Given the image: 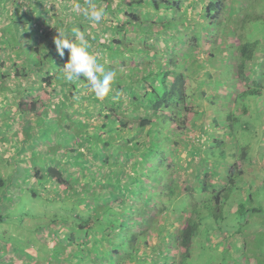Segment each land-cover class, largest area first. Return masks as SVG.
<instances>
[{
	"label": "rangeland",
	"instance_id": "1",
	"mask_svg": "<svg viewBox=\"0 0 264 264\" xmlns=\"http://www.w3.org/2000/svg\"><path fill=\"white\" fill-rule=\"evenodd\" d=\"M80 1L82 0H0V77L5 75L7 78L5 81L4 77L0 78V86L3 88L0 89V178L8 184L0 186V249L10 257V264H49L57 257L52 252L54 248L60 252V256L66 251L65 248L64 251H59L58 248H62L59 242L66 241L70 236V229L64 223L66 215L70 213L71 203L66 198H70V188L79 191L80 182L85 181L84 175L80 176L82 166L77 164L79 156L71 159L69 149L75 143L87 145L89 142L86 137H78L79 130L69 128L72 125L66 117L63 118L65 121L61 120L59 112L73 113L76 121H89V126L95 127L94 130L101 123L100 116L90 115L97 111L99 104L95 103L89 87L83 88L84 91L78 87L77 93L71 95L68 91L70 82H65L62 86L55 82L48 84L45 81L49 77L47 75H55L62 64L53 63L49 58H43L42 52L34 50L38 46L45 47L48 51L49 41L54 40L59 31L65 32L63 28L67 25L72 35V29L80 24L79 20L85 19L82 12L87 4ZM99 1L103 9L107 7V1ZM119 1H111L109 13L105 11L102 22L109 15L119 18L126 10L131 12L128 5L123 6ZM158 1L159 8L154 7L152 0H131L133 9H138L140 19L133 20L130 26L134 31L125 38H119L124 39L121 43L110 39L116 34L108 31L111 24L107 21L102 25L92 22V25L86 26L84 33L88 38L91 30V35L98 31L97 39L108 45L105 68L112 67L116 73L114 84L120 83L125 87L113 92L114 96L122 94L121 102L127 95V86L132 85V79L127 78L131 62L137 63L145 73L157 67L172 69L171 59L176 63L183 62L185 68L190 66V70L194 69L192 63H205L206 66L200 67L197 77L192 75V78L187 79L191 96L189 103H193L194 110L198 112L194 119H197V125H202V130L199 127H189V131L184 133L187 144L179 145L176 152L177 160L184 162V167L177 171L182 183V198L177 206L191 207L190 215L198 222L191 256L181 264H264V0H228L225 14L218 18H214L215 9H207L209 0H189V3L186 0H170L171 4L168 5ZM75 3L82 6L79 13L73 11ZM111 8L121 10L120 15ZM55 10L61 12L57 15L49 12ZM229 13L238 16L236 19L240 29L245 30V36L258 43L255 54L261 53L249 63L251 75H246L247 80L236 83L233 73L237 71V67L230 44L234 42L237 45L239 39L235 36L229 38L221 24V20ZM25 15L30 16L33 21ZM48 18L50 20L47 22ZM41 23H49L47 31L52 32L49 38L34 31V25ZM239 30L237 29L238 33ZM197 32H202L198 41ZM242 39L245 40L243 36ZM92 42L93 40H89L90 44ZM96 48L94 46L93 49L100 53V48ZM198 48L205 51L195 54ZM209 50L216 54L215 65L208 63L214 61ZM55 53V58L60 60L57 49ZM111 54L112 58H108ZM204 54H207L206 59L201 58ZM123 59H126V66ZM24 68L28 70V77H24ZM203 69L205 72L202 75ZM207 69H210L208 73ZM19 83L18 88L22 87L19 91L30 86L45 87L54 98L52 108L43 116L16 113L9 120L3 114L5 108H11V111L17 108L14 105L13 89ZM115 87L116 85H111V88ZM59 89L61 90L57 91ZM56 103L57 107L54 106ZM64 103L68 104L67 109L64 108ZM84 111L86 116L83 115ZM48 113L54 118L47 117ZM209 115L214 120L208 124L210 128L205 129ZM62 122L65 124H61ZM25 125L27 127L23 131ZM203 130L206 131L205 135H202ZM209 130L215 137L211 143L203 141L207 140ZM71 132L74 134L73 141L69 135ZM3 136L10 141H2ZM202 147L205 149L202 153L191 154V151ZM64 150L69 151L66 153ZM89 151L85 148L84 153L92 158ZM90 163L92 171H96L100 165L98 159H93ZM126 163V169H129V162ZM46 164L64 170L65 178H72L69 189L46 176L37 179L36 173L40 170L45 173ZM241 170L243 172L240 173ZM204 171H207V176L202 174ZM202 179L210 185L215 184V180L218 181L225 191L221 205L217 207L214 201H208L210 204L206 207L211 212L206 209L199 220L193 209L212 198L211 190H208V194L207 191L199 193L194 189ZM11 180L17 181L11 186ZM185 187L190 190L185 191ZM213 188L218 192L217 186ZM33 192L37 195H33ZM76 212H79L78 205L73 214ZM180 215L181 212L178 211L172 219L169 218L172 220L170 223L178 219L176 225L168 227L172 233L177 232L183 224L184 219L179 218ZM176 245L177 242L171 238L168 245L171 257L167 264L178 260ZM72 249L79 251V248ZM150 257L159 259L160 255L151 252Z\"/></svg>",
	"mask_w": 264,
	"mask_h": 264
},
{
	"label": "trees",
	"instance_id": "2",
	"mask_svg": "<svg viewBox=\"0 0 264 264\" xmlns=\"http://www.w3.org/2000/svg\"><path fill=\"white\" fill-rule=\"evenodd\" d=\"M105 1L109 5L112 0ZM161 1L165 2L166 5L171 4L170 0ZM186 1L188 2L189 0ZM227 1L209 0L206 7L209 11L216 10L214 18L222 17V14H225ZM83 2L86 1H80V3ZM92 2L97 7H101L99 0H92ZM141 2L139 1V3ZM119 4L128 5L130 10H132L130 13L126 10V13L122 12V15H120L121 10H116L120 15V23L114 27L116 36L110 39L117 43H121L124 40L119 38H125L134 31L130 26L133 24V20L139 21L140 19L137 13L138 9H133L134 6H132L131 0H120ZM152 4L154 7L159 8L158 0H152ZM175 4L179 6L177 1H175ZM106 8L108 7L104 8V13L107 10ZM49 12L57 15L61 11ZM234 16L235 14H228L220 20L229 38L235 36L236 39H239L237 45H234V42L232 44L228 43L238 59L236 65L238 78L247 80L246 70L249 65L248 62L253 60L258 43L249 40L247 35L245 36V30L240 29L239 21L236 19L238 16ZM29 19L33 20L31 17ZM49 20L50 18L47 19V22ZM232 21L235 24L231 23ZM100 22L102 23V21ZM79 23L76 28L83 32L87 30V25L93 24L92 21L86 18L84 21L79 20ZM48 26L49 23L35 24L33 29L38 34H44L46 38H49L52 32L51 30L47 31ZM236 28L240 29L239 33ZM63 30L65 33L68 32L66 34L71 35L69 33V25L65 26ZM97 33L94 32L93 34L95 35H91V30L88 38L91 41L93 40L92 44H94L95 48H100L101 52L97 53L93 49L94 46L92 44H90V50L92 51L93 49L92 52L97 55L98 62L104 63V59L107 58L108 47L106 46L108 45L104 44V42L101 43L97 39ZM201 35L202 32H197L196 41ZM92 36L94 38H91ZM242 36L245 40L242 39ZM49 43L50 48L48 51H46L47 48H39L38 46L34 50L37 53L42 52L44 54L43 58H49L58 65L62 64L60 69L56 70L55 75L48 74L47 76L49 77L45 78L48 84L55 82L58 86H62L65 82H68L64 79L63 67L68 60L69 53L68 50H65L64 57L57 60L55 58L57 48L54 40L49 41ZM97 48L96 50H98ZM209 55L215 60L216 54L212 50H209ZM111 56L113 54L109 55L108 58H112ZM31 60L34 61L33 59ZM123 60L125 65L126 59ZM170 62L173 64L171 66L172 69L169 67H157L151 68L148 73L142 72L137 63L131 62L127 78L128 80L132 79V85L127 86L129 89H127L125 99H122L124 100L123 102L120 101L123 97L122 94L114 96L113 92L125 87L121 86L120 83L114 84V81L112 87L114 85L116 87L112 88L109 96L105 99H97L92 93L95 103H98L99 106L97 111L90 113V115L96 114L100 116L101 122L96 125L98 127L96 130H94L95 127L89 126V121L87 123L83 119H77L76 121L73 113L59 112L58 116H60V119L62 120L66 117L72 125L68 126L66 122V126L78 129V137H83V139L86 137L89 143L87 145L75 143L69 149L71 159L76 158L77 155L79 156L77 164L82 166L80 176L84 175L85 181L80 182L81 189L79 191H74L72 188L69 190L70 198L66 199L71 202L69 203L70 213L66 215L64 223L70 229V236L66 241L59 242L62 248L61 246L58 247L60 248L59 251H64V248L66 251L65 254L60 256V252H57L54 248L52 252L56 253L57 257L52 259L49 264H153L159 261L167 264L168 258L171 257L169 255L170 248L168 247L171 238L177 242L175 248L179 251L178 260L173 261L174 264H181L184 259H188L191 256L198 222L190 215L191 207L181 208L177 206L178 201H181L182 198V183L178 178L177 171L184 167V162L179 161L180 159L177 160L176 152H178L179 145L187 144L184 134L189 131L187 129L194 126L202 130V125H197V119H194V116L198 112L194 110V104L189 103L191 96L188 92L187 79L193 77L194 71L189 69L190 66L185 68L183 62L176 63L172 59ZM39 64H41V61ZM203 66H205V63H201L199 67ZM106 71H113L112 67H108ZM23 72L24 77H28L26 68H24ZM1 77H4L3 81L7 79L5 75ZM19 85L20 83L15 85L18 98L15 95L17 101L14 102V105H16L17 111L5 108L3 114L9 120L16 113L26 116L29 114H34L38 117L43 116L52 108L54 98L51 93L44 89L45 87L34 88L30 86L23 89V91H19L22 88H18ZM70 85L71 87L69 86L70 89L68 88V91H70L71 95L77 93L78 87L79 89L88 87L87 81L83 77L70 82ZM0 89L3 88L0 86ZM63 89L67 91L65 87ZM5 90L7 89L5 88ZM64 104V108L67 109L68 104ZM54 106L57 107V103ZM74 111L76 110L74 109ZM83 115L86 116L85 111ZM47 117L54 118L50 117V113H48ZM63 121L65 120L63 119ZM61 124H65V122ZM26 127L27 125L23 127V131ZM205 129H208L207 126ZM203 132L202 135H205L206 131L203 130ZM69 135L73 141V132ZM207 136V140L203 141L211 143L215 139L213 132L210 130ZM211 137H213L212 140H210ZM2 138L4 142L5 140L10 141L4 136ZM84 146H87L85 148L88 151L91 150L88 153L93 155L92 158L84 153ZM204 150V147L198 148L196 151H191V154L202 153ZM93 159H98L100 163L96 171H92L89 167ZM125 160L129 162V169H126L127 163ZM202 162L204 164L205 159ZM45 166V173H41V170L36 173L37 179L46 176V178L49 177L56 184L69 189L72 178H65L64 170L54 165L49 166L46 164ZM239 172L241 173L243 170ZM203 173L206 176L208 175L205 171ZM196 178H198V175ZM16 181L11 180V186ZM6 185L8 184L0 178V186ZM207 185L211 186V188L209 189ZM213 186L218 187V192H215L216 189ZM194 189L199 193H205L208 190L212 191L210 200L206 199L207 201L203 202L201 206L197 205L193 209L199 220L206 213V205L210 204L207 203L208 201H214L219 207L224 200L222 194L225 189L216 180L213 185L208 184L203 179L199 180L198 185L194 186ZM189 190V187H185V191L188 192ZM75 194L76 197L73 198ZM33 195H37V193L33 192ZM77 205L79 206V212L73 214ZM178 211L181 212L179 218L184 219L182 220L183 224L177 232L172 233L168 227L171 224L173 226L176 225L178 219L173 220V223L170 222L172 221V216ZM207 211L211 212L210 209H207ZM0 220H2L1 215ZM72 248H79V251L77 252ZM151 252L158 253L160 255L159 259H152L150 257ZM0 260L2 261L0 264H10L12 262L10 257H7L6 252L1 249Z\"/></svg>",
	"mask_w": 264,
	"mask_h": 264
},
{
	"label": "clouds",
	"instance_id": "3",
	"mask_svg": "<svg viewBox=\"0 0 264 264\" xmlns=\"http://www.w3.org/2000/svg\"><path fill=\"white\" fill-rule=\"evenodd\" d=\"M87 7L83 9V15L89 21L99 23L104 16V9L97 7L92 0H86ZM82 6L75 3L73 11L79 13ZM54 43L61 57H64L65 50H68V60L63 67L64 79L74 82L83 77L87 81L89 90L97 99L103 100L112 91L111 85L115 79L114 71H106L105 64L98 62V57L90 49L86 34L77 28L72 29V35L63 31L54 37Z\"/></svg>",
	"mask_w": 264,
	"mask_h": 264
},
{
	"label": "crops",
	"instance_id": "4",
	"mask_svg": "<svg viewBox=\"0 0 264 264\" xmlns=\"http://www.w3.org/2000/svg\"><path fill=\"white\" fill-rule=\"evenodd\" d=\"M105 4H107V3H105ZM107 7L109 6V5H106ZM110 7V6H109ZM108 7V8H109ZM108 8H106L107 9V13H109V11H108ZM112 9V8H111ZM112 11H116V10H113L112 9ZM229 14H232V13H229ZM108 19H106V21L108 22V23H110L111 24V28H109L108 29V31H112V32H114L115 31V26H117V25H119V23H120V21H119V18L117 17V18H113L112 17V15H109L108 17H107ZM35 20V19H34ZM33 21V20H32ZM106 21H104V22H99V23H101V25L102 24H104ZM203 48H198V51H197V53H199V52H204L205 50L203 49ZM257 55V56H256ZM261 55V53H258V52H256V54L254 55V58H253V60H251V61H249L248 62V64L249 63H252L253 61H254V59H256V58H258V56H260ZM201 58H203V59H206L207 58V54H204ZM237 58H236V53H234V59H233V61H234V63H235V66L237 65ZM215 61H216V58H215V60L214 61H209L208 63H211V64H213V65H215ZM196 65H197V68H196ZM200 64L199 63H194L193 64V71H194V73H193V75L195 76V77H197L199 74H198V72H199V69H200ZM206 66V65H205ZM205 66H203V67H205ZM195 70H197V71H195ZM208 70H210V69H207V72L206 73H208ZM204 72H205V70L203 69V73H202V75L204 74ZM246 74L247 75H251V72H249V67H247V70H246ZM233 76L235 77V83L236 82H240V80L241 79H239L238 78V76H237V71L236 72H234L233 73ZM247 85H248V83H246ZM236 88H238V86L236 87ZM13 90H14V92H13ZM13 90H11L12 92H13V94L14 95H18V93H17V88H14ZM238 91H240L241 90V88L240 89H237ZM11 92V93H12ZM92 94V93H91ZM16 99V98H15ZM15 101H17V99L16 100H14V102ZM58 105V104H57ZM15 111H17V108L15 109ZM24 116H26V115H24ZM31 118V117H30ZM31 120V119H30ZM214 120V118H213V116L212 115H209L208 117H207V119H206V122H207V128H210L209 126H208V124H210V123H212V121ZM37 121V120H36ZM35 121V122H36ZM34 121H31V123H33ZM206 127V126H205ZM211 140V139H210ZM205 172H207V171H205ZM202 174H203V172H202Z\"/></svg>",
	"mask_w": 264,
	"mask_h": 264
}]
</instances>
